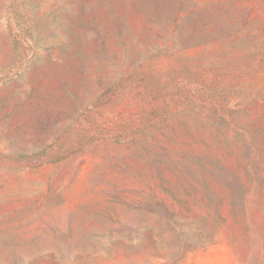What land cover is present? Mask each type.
Masks as SVG:
<instances>
[{"label":"rangeland","instance_id":"374dc122","mask_svg":"<svg viewBox=\"0 0 264 264\" xmlns=\"http://www.w3.org/2000/svg\"><path fill=\"white\" fill-rule=\"evenodd\" d=\"M0 264H264V0H0Z\"/></svg>","mask_w":264,"mask_h":264}]
</instances>
